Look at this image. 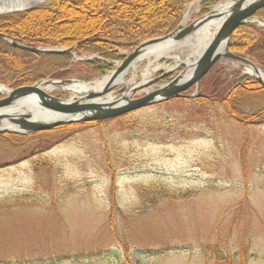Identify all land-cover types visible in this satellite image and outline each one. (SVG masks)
I'll list each match as a JSON object with an SVG mask.
<instances>
[{
    "label": "rangeland",
    "instance_id": "1",
    "mask_svg": "<svg viewBox=\"0 0 264 264\" xmlns=\"http://www.w3.org/2000/svg\"><path fill=\"white\" fill-rule=\"evenodd\" d=\"M21 1L34 6L0 17L37 8L54 13L57 5L55 0ZM190 1L168 35L183 24L192 5L186 26L225 2ZM107 4L85 14H109ZM80 18L66 21L74 22L73 28ZM158 38L129 51L118 47L116 57L106 61L77 50L80 42L67 54V72L44 80L100 81L117 69L121 57ZM191 55L187 49L161 57L149 81ZM96 61L109 66L103 76L85 65ZM148 64L144 61L141 70ZM246 69L241 62L221 60L215 71L222 72L224 87L211 84V77L198 87L212 101L175 99L107 122L79 121L0 141V264H264V119L238 122L218 102L238 78L257 82ZM184 71L178 68L147 91ZM50 96L68 101L72 94L57 88ZM142 96L138 91L130 99ZM235 106L255 113L264 108V92ZM143 190L152 192L147 199Z\"/></svg>",
    "mask_w": 264,
    "mask_h": 264
},
{
    "label": "trees",
    "instance_id": "2",
    "mask_svg": "<svg viewBox=\"0 0 264 264\" xmlns=\"http://www.w3.org/2000/svg\"><path fill=\"white\" fill-rule=\"evenodd\" d=\"M55 1L57 5L54 13L45 8H37L25 13L0 17V34L20 44L43 49L71 48L82 42L77 50L86 54H98L106 61L116 57L115 51L118 47L129 51L141 41L168 35L178 27L186 6L191 2L80 0L72 4L65 0ZM104 2L108 3L109 14L103 12L96 16L85 14L86 9H97ZM120 2L121 5H117ZM142 9L143 11H140ZM76 16L82 18L81 23L72 28L74 22L68 23L66 20ZM255 17L264 22V9L258 11ZM92 20L94 22H91ZM229 50L252 59L264 69V29L258 27L256 23L240 26L231 37ZM120 60L123 61L124 58L121 57ZM70 64V55L33 54L13 48L0 38V84L10 86L12 89L35 85L50 76L58 78L67 72ZM85 65L100 76L104 75L105 69H109L105 63L97 61ZM215 69L216 67L206 78L211 77V84L223 88L225 84L221 81L222 72H216ZM226 81H229L228 78ZM218 92L216 91V94L219 95ZM258 92H264V88L255 81L241 77L236 80L235 86L228 91L227 96L215 101L220 102L238 122H261L264 119V108L255 113H248L238 110L235 106V102L248 96H255ZM19 138L20 136L14 134H6L0 136V141L3 142L5 139L14 141ZM151 193L143 190L141 197L147 199ZM165 196L169 197L166 194Z\"/></svg>",
    "mask_w": 264,
    "mask_h": 264
},
{
    "label": "water",
    "instance_id": "3",
    "mask_svg": "<svg viewBox=\"0 0 264 264\" xmlns=\"http://www.w3.org/2000/svg\"><path fill=\"white\" fill-rule=\"evenodd\" d=\"M261 9H264V0H238L232 4L226 13L217 14L213 11L189 26L184 24V20L183 24L172 34L166 37L147 41L131 54L127 55L125 60L117 67V69L112 72L109 77H107V81L105 83L106 85L100 92H88L86 96L81 98L79 97L65 101L44 93L40 88V85L44 83H51L54 86H64L73 83V80L60 82L46 80L41 81L34 86L22 87L16 90H11L8 87L0 85V87H5L9 90V94L7 95L0 93L2 95V98L0 99V124H3L6 120H8L16 128L15 130L0 128V135L6 133L29 134L48 132L61 126L79 121L101 122L114 120L145 108L175 99L207 98L206 96L198 93L199 83L213 69V67L223 59L247 64L259 73V70L252 61L230 52L229 43L234 31L251 20H255V14ZM26 10L27 9L11 11L3 14L18 13ZM212 20H221V25L204 48L199 47L196 49V53H194L195 58H193V55L190 56V59L192 58L193 61L189 66L192 68V71L188 76H186L189 69L188 65L184 66L183 63H181L176 66L174 70L169 71L165 75L160 76L155 80L148 81L144 85L133 88L131 93L134 94L137 91H142L150 88L151 86H155L165 77L175 72L178 68L182 66L185 67L184 72H181L170 83L161 86L157 90L146 93L141 98L131 100L124 97L125 90L123 88L122 90L116 92V96H120L121 98L116 101H113V99L111 100L110 95H112L114 90L118 87L115 84L117 77L121 73L125 72V70L140 56L142 48L147 45L159 43L169 39H172L174 43H180L189 39V37H191V35L200 27ZM261 24L264 25L263 22H261ZM0 37L8 40L6 36L1 34ZM9 43L14 48L32 53L63 55L71 53L74 49L42 50L40 48L27 47L15 41H9ZM256 79L257 82L264 88V80L261 78ZM192 88H195V93L192 96H186L185 93ZM32 102H34V105L37 106L28 107L24 105ZM33 110L35 112H33ZM51 114H55L58 118L50 121H45V119H43ZM33 116L35 119H33Z\"/></svg>",
    "mask_w": 264,
    "mask_h": 264
},
{
    "label": "bare ground",
    "instance_id": "4",
    "mask_svg": "<svg viewBox=\"0 0 264 264\" xmlns=\"http://www.w3.org/2000/svg\"><path fill=\"white\" fill-rule=\"evenodd\" d=\"M236 1L238 0H227L226 3L225 4L222 3L215 10V12L217 14L226 13L230 9L232 4H234ZM32 6H34V2H31V1L23 2L21 0H0V14L11 12V11L23 10V9L30 8ZM193 7L194 5L190 7V9L188 10L186 14L185 23H184L185 25L187 24L188 20L191 17V12H192ZM220 25H221V20L208 21L202 27H200L196 32H194L191 35V37H189V39L184 40L182 43H179V44H176L174 43L172 39H169L166 41H162L159 43L150 44V45L145 46L144 48H142L140 56L125 70V72L121 73L117 77L115 84L117 86H122L125 90L124 97L125 98L127 97L130 99L131 95H133L131 93L133 88L144 85L146 82L149 81V78L151 76L150 70L155 65V63H157L161 59V57L172 56V54L177 51L181 52L182 54H185L187 49L188 50L191 49L193 58H195L194 53H196V49H198L199 47L204 48L207 45V43L212 39V37L214 36V34L216 33ZM152 57H155L156 60L153 61ZM146 60H148L149 64L147 68L143 71L141 70V64ZM192 61H193L192 58L190 59L189 57H187V59L182 60L179 64H177V66L180 65L181 63H183L184 66L188 65L189 69L186 73V76H188L192 71V68L189 67ZM174 69L175 67L172 69H169V71L174 70ZM157 70H158L157 67H155L153 71H157ZM246 74L254 77L255 79L261 78L262 80H264L263 72L259 71V73H257V71L249 65H247ZM140 75H143V78H144L143 81H140L139 79ZM128 76H131L130 81L126 80ZM106 81H107V78H104L100 81H96L90 84H83V83L74 81L73 83L67 84L64 86H54L51 83H44L40 85V88L41 90H43L44 93L48 95H51V93L56 91L57 88H60L64 92L72 94L71 99H74V98H79V97L81 98L83 96H86L88 92H100L106 85L105 84ZM0 93L3 95H7L9 94V90L8 88L0 87ZM115 96L116 95H112V96L110 95L111 100L113 99V101H115L114 99ZM34 104L35 103L32 102L30 104H24V105L28 107H36L37 105H34ZM33 112L35 111L33 110ZM57 118L58 117L55 114H51V115L44 117L43 119H45V121H50V120H54ZM33 119H35L34 116H33ZM0 128L8 129V130L16 129L15 126L12 123H10L8 120H6Z\"/></svg>",
    "mask_w": 264,
    "mask_h": 264
},
{
    "label": "flooded vegetation",
    "instance_id": "5",
    "mask_svg": "<svg viewBox=\"0 0 264 264\" xmlns=\"http://www.w3.org/2000/svg\"><path fill=\"white\" fill-rule=\"evenodd\" d=\"M2 39V38H1ZM5 40V39H4ZM43 49V48H42ZM45 49V48H44ZM160 83H163V80L162 81H160ZM143 94V93H142ZM185 94H187V93H185Z\"/></svg>",
    "mask_w": 264,
    "mask_h": 264
}]
</instances>
